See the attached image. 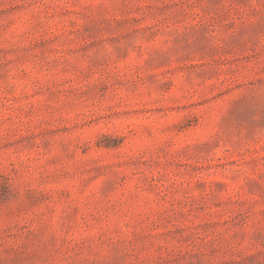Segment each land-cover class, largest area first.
<instances>
[{
	"label": "rangeland",
	"instance_id": "obj_1",
	"mask_svg": "<svg viewBox=\"0 0 264 264\" xmlns=\"http://www.w3.org/2000/svg\"><path fill=\"white\" fill-rule=\"evenodd\" d=\"M0 264H264V0H0Z\"/></svg>",
	"mask_w": 264,
	"mask_h": 264
}]
</instances>
